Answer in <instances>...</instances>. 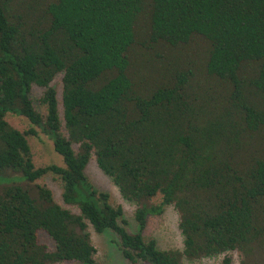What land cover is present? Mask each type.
<instances>
[{
    "label": "trees",
    "instance_id": "trees-1",
    "mask_svg": "<svg viewBox=\"0 0 264 264\" xmlns=\"http://www.w3.org/2000/svg\"><path fill=\"white\" fill-rule=\"evenodd\" d=\"M7 113L64 166L36 167L35 130ZM92 158L137 204L136 232L87 177ZM48 173L77 212L24 185ZM169 205L181 250L142 233ZM91 229L116 234L131 264H230L228 251L264 264V0H0V264H107Z\"/></svg>",
    "mask_w": 264,
    "mask_h": 264
},
{
    "label": "rangeland",
    "instance_id": "rangeland-1",
    "mask_svg": "<svg viewBox=\"0 0 264 264\" xmlns=\"http://www.w3.org/2000/svg\"><path fill=\"white\" fill-rule=\"evenodd\" d=\"M51 85L56 89L57 100L59 108L61 105V93H62V74H57L51 82ZM44 91L43 87L32 85L30 91V97L32 99L34 107L45 114V107L40 104L39 98ZM8 123L20 130L26 132L30 129L35 130V134H26L27 142L30 146L32 160L36 167L46 166L49 164H57L64 166L62 157L54 150L52 138L38 126L30 123L24 116L15 113H7L5 116ZM76 147V146H75ZM86 175L90 182L100 191H105L109 194V201L113 205H120L123 209L122 223L124 227L131 233H134L138 229L137 221L135 220V211L137 204L125 200L118 187L113 181L106 176L97 166L96 161L92 158L87 167ZM36 184H44L53 191V196L57 202L66 206L72 211L77 212L78 208L74 205L65 204L61 197V185L60 180L56 175L52 173L45 174L41 178L34 182H25L24 185L32 187ZM159 197H155L150 200L151 203H157ZM179 213L171 205L165 207L162 214H150L147 216L145 227L142 231L145 239L154 238L157 245L162 250L183 248V237L178 228ZM92 243L96 248V259L99 262L107 264H131L123 255L118 247V237L113 232L96 233L91 229ZM226 256L231 258L230 264H239V254L237 251H228ZM224 255L213 257H200L197 259L182 258V264H220ZM67 264V263H56ZM136 264H148L143 261H138Z\"/></svg>",
    "mask_w": 264,
    "mask_h": 264
}]
</instances>
